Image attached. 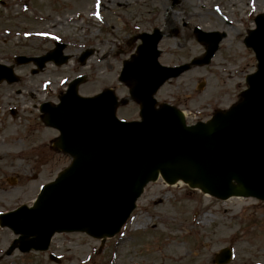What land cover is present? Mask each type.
I'll return each instance as SVG.
<instances>
[{
  "label": "rangeland",
  "instance_id": "rangeland-1",
  "mask_svg": "<svg viewBox=\"0 0 264 264\" xmlns=\"http://www.w3.org/2000/svg\"><path fill=\"white\" fill-rule=\"evenodd\" d=\"M3 1L10 9L3 12L0 8L1 55L11 59L18 54L39 56L60 42L66 44L70 60L60 67L48 64L38 75L30 74L31 65L17 66L19 82L0 85V100L21 107L19 117L8 118L6 125L0 122V213L30 205L39 188L69 163L56 153L37 158L38 143L56 134L31 123L32 117L38 119L33 104L43 98L57 100L72 79L82 76L79 95L94 96L112 89L120 100H128L118 107L116 116L138 118L128 86L118 81L121 63L135 54L138 43L133 38L137 35L152 27L167 28V24L176 28L177 33L166 32L170 37L160 45V62L174 65L203 52L194 41V26L226 32L208 66L192 68L156 94L158 104L182 110L189 123L206 121L236 103L246 87L245 77L255 71V59L244 47L243 37L253 27L252 17L264 13V0H177L174 4L171 0ZM16 3H20L18 8ZM23 3L33 11L31 7L16 14ZM87 48L95 53L82 66L77 58ZM201 82L205 86L198 90ZM136 205L114 238L98 241L80 233L57 234L44 253L14 251L4 256L15 236L0 227V264H213L214 255L226 247L233 255L230 264L264 263L263 202L220 201L183 183L171 186L159 179L146 186Z\"/></svg>",
  "mask_w": 264,
  "mask_h": 264
},
{
  "label": "water",
  "instance_id": "water-1",
  "mask_svg": "<svg viewBox=\"0 0 264 264\" xmlns=\"http://www.w3.org/2000/svg\"><path fill=\"white\" fill-rule=\"evenodd\" d=\"M255 25L244 41L257 61L256 71L246 78L248 88L240 102L216 112L206 123L186 126L176 108L166 104L155 108L156 90L189 68L158 65L160 35L140 37L138 55L124 63L119 78L132 85L130 95L139 103L141 121L118 120L117 100L110 90L83 98L77 95L83 79L72 81L59 105L47 108L44 118V123L59 131L55 146L70 156V165L40 188L31 207L0 214V227L18 236L6 255L15 249L46 251L55 233L83 232L95 239L114 236L143 187L158 176L167 184L180 180L221 200L264 201V17H256ZM202 40L206 53L190 65L208 64L220 36ZM63 48L57 44L46 56L30 60L40 68L47 61L62 65L68 59L61 55ZM90 55V51L83 53L81 63ZM0 69V79L16 80L10 69ZM229 257L224 250L216 261L224 264Z\"/></svg>",
  "mask_w": 264,
  "mask_h": 264
},
{
  "label": "flooded vegetation",
  "instance_id": "flooded-vegetation-1",
  "mask_svg": "<svg viewBox=\"0 0 264 264\" xmlns=\"http://www.w3.org/2000/svg\"><path fill=\"white\" fill-rule=\"evenodd\" d=\"M24 4L26 5V3H24ZM182 27H188V26L186 24H184V25H182ZM153 28L154 27H152V29ZM160 30H162L164 32V28H161ZM220 31H223V30H220ZM192 35H193L194 41H195V36H194L193 30H192ZM163 39H165V35H164ZM194 41H192L191 43H193ZM2 49H5V48H2ZM1 54L2 53L0 52V64L12 65L11 62H10V59L7 58L5 54L4 55H1ZM33 110L37 111L34 108H33ZM19 111H21V107L20 106L9 105L7 102H5V101L2 102L0 100V122H2L1 125H4V124L6 125V120L8 118L16 119L17 117H19L20 116L18 114ZM37 116L39 117V119H41V115L39 113L37 114ZM35 124H37V123H35ZM37 151L40 153L41 156H43V155L47 156L49 153L52 154L53 151H55V149H52V139L49 140V141H45V142L41 143L39 145V147L37 148Z\"/></svg>",
  "mask_w": 264,
  "mask_h": 264
},
{
  "label": "bare ground",
  "instance_id": "bare-ground-1",
  "mask_svg": "<svg viewBox=\"0 0 264 264\" xmlns=\"http://www.w3.org/2000/svg\"><path fill=\"white\" fill-rule=\"evenodd\" d=\"M101 13V12H100ZM179 183H177V185H178Z\"/></svg>",
  "mask_w": 264,
  "mask_h": 264
}]
</instances>
